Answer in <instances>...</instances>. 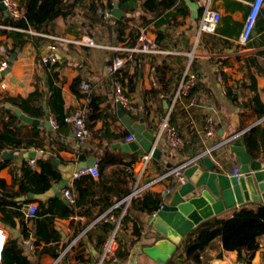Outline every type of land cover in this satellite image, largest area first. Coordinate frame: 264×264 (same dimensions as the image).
I'll list each match as a JSON object with an SVG mask.
<instances>
[{
	"label": "crops",
	"instance_id": "obj_1",
	"mask_svg": "<svg viewBox=\"0 0 264 264\" xmlns=\"http://www.w3.org/2000/svg\"><path fill=\"white\" fill-rule=\"evenodd\" d=\"M144 1L134 0L133 12H127L117 0L121 12L117 17H128L129 27L139 24L141 30L148 26L145 29L164 53H136L114 74H108L105 68L117 55L115 51L59 44L56 51L59 62L50 64L43 61L47 38L0 25V29L6 30L0 35V49L3 46L9 53L7 72L0 78V83L2 80L9 83L6 88L0 85V143H7L0 154V227L8 231L7 246L21 249L18 264H56L62 255L58 264H90L99 258L102 242L111 228L108 217H99L116 204H119L115 209L117 214L126 208L120 201L133 191L144 157L111 146L127 142L131 135L117 112V86L123 87L138 106L137 120L134 118L137 114L124 110L134 121L143 117L146 128L156 133L159 118L171 111V122L185 142L183 148L173 149L164 138L160 139L157 146L162 154L150 160L142 183L202 153L210 154L219 172H232L238 166L236 155L231 152L230 144L224 142L234 135L242 136L247 150L264 161V5L250 41L242 45L239 39L252 0H191L199 5L197 17H193V9L186 0H176L165 11L171 13L169 17L155 15L144 6ZM104 3L103 11L108 9L112 13L115 6L110 9L108 0ZM184 3L189 15L179 11ZM206 5L218 11L222 18L215 31L199 33L198 25ZM164 18L167 22L158 25ZM75 20L81 24L84 17L77 15ZM129 30L126 29L122 38L102 26L94 28L96 38L83 33L73 35L67 32L65 19L58 18L52 35L89 36L96 42L116 47L129 46ZM17 32L24 33L20 38L26 42L11 52ZM190 63V70L198 73L199 81L188 94H179V83ZM79 78L81 83L91 84L88 93L79 89L82 96L73 90ZM88 95L87 126L93 136L81 154H77L76 136L68 118L87 104ZM51 104L65 113V124L58 123ZM7 110L17 116L9 128L5 126L10 119ZM48 113L58 128L52 122L51 126L47 125ZM24 115L39 120V124L23 120ZM209 120L214 129L212 136L207 135ZM31 159L36 160L34 166L29 163ZM91 159H95L93 165H97L100 175H78L84 162ZM168 164L172 167L168 168ZM174 181L172 176L159 181L127 206L118 242L119 264H129L131 241L139 239L145 231L147 216L168 201L173 194L168 189L174 188ZM53 186L61 191L60 196L35 197ZM64 189L71 191L74 203L68 201ZM32 202L38 205V211L30 218L27 208ZM158 203L159 208L152 210ZM261 203H264L262 198L246 201L217 215L255 217ZM134 229L139 233L135 234ZM27 239H31L32 246L25 244ZM255 243V251L244 263L239 261L237 250L225 251L218 257L222 249L217 248L205 253V260L211 258L205 264H264V238ZM135 264L158 263L141 254Z\"/></svg>",
	"mask_w": 264,
	"mask_h": 264
},
{
	"label": "water",
	"instance_id": "obj_2",
	"mask_svg": "<svg viewBox=\"0 0 264 264\" xmlns=\"http://www.w3.org/2000/svg\"><path fill=\"white\" fill-rule=\"evenodd\" d=\"M186 1L193 9V17H197L198 3ZM0 8L8 16L3 0H0ZM112 14L115 17L120 16L118 3H115ZM6 72L7 69L2 71L1 76ZM117 107L123 124L131 135H134V140L115 143L111 146L120 147L126 152H136L142 156L150 153L153 150L156 135L146 128L145 119L142 117L136 122L124 111L120 102L117 103ZM22 118L27 122L39 124V120L27 115ZM47 125L51 126L49 113ZM224 144H230L231 152L236 155L238 173L228 176L216 171L217 163L213 162L210 154L202 153L192 157L193 163L185 169L184 183L177 185L168 201L162 204L156 213L147 216L145 231L139 239L131 241L132 252L129 264H135L137 257L141 254H146L158 264H166L183 239L202 221L246 201L260 198L264 200V161L255 158L247 150L244 138L240 135H234ZM161 154L162 150L155 146L153 157H160ZM95 162V159H91L89 163L84 162L81 168H86L88 164L93 165ZM167 167L171 168L172 165L168 164ZM54 194L61 195V191L56 186L35 197L43 199Z\"/></svg>",
	"mask_w": 264,
	"mask_h": 264
},
{
	"label": "built area",
	"instance_id": "obj_3",
	"mask_svg": "<svg viewBox=\"0 0 264 264\" xmlns=\"http://www.w3.org/2000/svg\"><path fill=\"white\" fill-rule=\"evenodd\" d=\"M6 6V10L8 12V15L12 17L13 19H20L24 14V7L21 4V0H3ZM264 5V0H252L250 2V8H249V15L247 17V20L243 26L242 33L240 35L239 42L242 45H246L252 35L253 31L255 29L258 17L260 15V11ZM103 16L106 19L112 18L111 10H104L102 12ZM202 17L200 19V23L198 25V31L200 32H212L216 30V27L219 23V21L222 18V15L216 11L210 8L209 5H206L203 12ZM1 27V26H0ZM6 27V26H4ZM12 30L17 31H24L26 33L35 35V36H42L49 40V43L47 44V53L43 55V61L50 64H56L59 62V58L56 54V51L58 50L59 44H65V45H86L93 48H105L112 51H115L117 54L113 60L111 61L108 66H106L105 71L108 74H114L117 73V71L121 70L126 63L133 59L136 55V53H145V54H162L164 51L160 48L157 40L153 38L152 35L148 32L147 29L142 28L140 30V37L138 42L134 46H109L102 44L100 42H96L94 39H92L89 36H81V37H71L67 35H52V34H46L43 32H37L32 28L24 29V28H15V27H8ZM124 53V54H122ZM0 55H3L4 58L0 60V78H2L1 73L2 71L6 70L9 66V53L8 50L5 47H1L0 49ZM190 65H188V68L186 70V74L182 78L181 82L178 86V93L179 94H188L192 88H194L195 85H197L199 81V75L196 72H192L190 70ZM4 76V75H3ZM8 81L2 80L0 83L1 88H6L8 86ZM81 89L85 92H89L91 89V84L82 81L80 85ZM116 93V101L117 103L120 102L122 105V108L130 113L137 114L138 113V106H136L131 98L129 97L128 93H126L125 89L121 86H117L115 89ZM87 104L81 105L80 108L75 112L74 115L69 116L68 120L72 123L75 136H76V148L75 152L77 154H81L83 147L85 146V143L92 138L93 132L91 129L87 126V120L90 115V96L88 95L86 98ZM51 122L55 128H58V124L55 120L51 119ZM156 133V140L155 144L153 146V150L144 155L142 166L140 167L139 172L136 175L135 178V184L133 191L126 195L120 202L125 203V209L120 212V214L115 213V209L119 204H116L110 209H108L106 212L102 213L99 217L100 219L103 217H108L111 228L109 229L106 238L102 242V251L97 260L90 264H119V257L117 255L119 246V236L121 228L124 224L125 217H126V210L127 206L131 202V200L134 197H138L142 192L147 190L148 188L152 187L153 185L157 184L159 181L168 178V177H174V188L168 189V193H173L175 189L177 188V185L184 183L185 180V169L186 167L190 166L193 163V160L190 159L180 165H178L176 168L170 169L168 172L158 176L157 178L151 179L147 181L146 183H142L141 179L146 171L147 165L150 162V160L153 158V151L155 146H157V143L160 139L164 138L167 145L173 149H180L183 148L185 142L181 135L180 130L177 126L173 125L171 122V111L168 113L162 115L158 122L157 126L155 128ZM214 134V129L212 125V120H209L208 123V136H212ZM128 141L134 140V135H130L127 138ZM30 165L34 166L36 164L35 159L29 160ZM216 171H219L218 169H215ZM239 166H236L232 172H229L228 176H234L238 173ZM83 173H91L93 176L98 177L100 175V170H98L97 165L90 166L88 168H82L78 175H81ZM64 194L69 202L74 203L75 200L71 194V191L68 189H64ZM162 206V205H161ZM38 205L34 202L30 203L27 208V215L30 218H33L36 216ZM8 238V231L4 230L2 227H0V264H2L3 261V254L5 251V246L7 243ZM25 244L32 246L31 239L25 240ZM63 258V255L60 256L56 260V264L60 263Z\"/></svg>",
	"mask_w": 264,
	"mask_h": 264
},
{
	"label": "trees",
	"instance_id": "obj_4",
	"mask_svg": "<svg viewBox=\"0 0 264 264\" xmlns=\"http://www.w3.org/2000/svg\"><path fill=\"white\" fill-rule=\"evenodd\" d=\"M117 0H108V7L113 9ZM121 8L127 12H133L132 2L134 0H118ZM176 0H145L144 6L151 9L157 16H171V13L165 14V11L172 8ZM24 7V14L20 19H13L6 16L2 8H0V25H10L16 28L29 29L32 28L37 32L52 34L58 18L65 19L67 23V32L78 35L83 33L92 37H97L94 34V28L102 26L104 29L117 32L122 38L125 35L126 29L129 28L131 41L129 46H134L140 37V25L129 27L127 24L128 17H115L105 19L102 14L106 7L104 0H21ZM183 15H189V8L184 3L183 8L179 9ZM77 15L84 17V21L79 24L75 18ZM198 19V18H197ZM167 22V19H162L158 25ZM148 28V26H144ZM6 30L0 29V35ZM15 43L11 52L16 48H20L26 41L20 37L24 33H15ZM100 40V39H99ZM1 44V42H0ZM81 79H77L73 84V90L79 96L83 94L79 92ZM58 95V92H55ZM53 113L57 116V121L61 125L66 123V115L63 112L57 111L55 106L51 104ZM10 119L5 122L6 128L14 124L17 116L10 111H6ZM139 114L134 118L137 120ZM7 146V143H0V154ZM138 158L135 159L137 161ZM159 204L153 206V209H158ZM259 214L255 217H230L224 218L219 215L208 218L198 224L180 243L174 255L166 262V264H205L211 262V258L205 260V253L208 250L221 248L222 251L218 257H222L225 251L238 252V259L241 263L251 258L255 248V241L264 238V203H261ZM134 233L139 231L134 229ZM8 242L5 246L2 264H18L21 258V249H10ZM264 262V254H263Z\"/></svg>",
	"mask_w": 264,
	"mask_h": 264
}]
</instances>
